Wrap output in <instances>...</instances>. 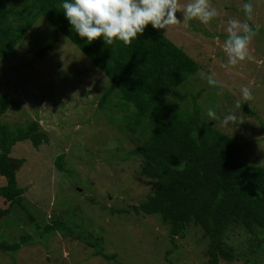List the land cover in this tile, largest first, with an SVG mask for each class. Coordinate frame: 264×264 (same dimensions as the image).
Listing matches in <instances>:
<instances>
[{
  "label": "rangeland",
  "instance_id": "rangeland-1",
  "mask_svg": "<svg viewBox=\"0 0 264 264\" xmlns=\"http://www.w3.org/2000/svg\"><path fill=\"white\" fill-rule=\"evenodd\" d=\"M180 2L186 5L190 0ZM210 2L219 16L208 24L198 19L183 21V13L178 12L181 23L161 29L200 65L197 74L175 89L170 99L193 110L191 97L202 91L198 99L201 117L242 145L243 162L264 166V0H251V21H246L243 12L249 0ZM232 19L259 27L249 45L254 59L235 66L228 65L223 51L225 40L218 36H228L226 29ZM46 21L41 18L0 65V96L10 93L15 101L2 121L15 130L39 118L40 132L49 138L39 148L29 140L13 149V158L25 160L17 176L19 185L27 188L23 204L41 228L17 205L1 217L0 244L17 243L23 235H31L32 240L16 254L0 249V264H210L208 240L194 226L173 243L168 227L158 217L131 211L154 191L140 174L139 158L120 159L122 153H130L140 142H116L113 133H117V126L110 121L101 125L104 115L97 116L98 105L110 80L94 70L88 58L64 35L53 51L39 56V51L56 36L52 27L43 23ZM213 27L217 32H211ZM213 73L223 88L208 84L206 77ZM245 86L251 89L250 101L243 98L241 89ZM118 100V95H113L105 109L122 118L129 112L122 110ZM209 108L216 111L217 121H210L206 114ZM231 113H235L237 122L226 126L223 118ZM99 139L104 142L98 144ZM61 154H65L62 171L55 162ZM4 184L5 178L0 176V187ZM7 209L9 203L0 198V215ZM122 209L130 212L119 214L117 211ZM57 222L63 224V229L43 234L46 225ZM70 230L77 235L84 230V237L103 239L104 253L116 257L108 260L92 256L94 249L83 236L69 234ZM224 243L234 260L221 259L220 264H264V232L249 235L232 228Z\"/></svg>",
  "mask_w": 264,
  "mask_h": 264
},
{
  "label": "trees",
  "instance_id": "trees-1",
  "mask_svg": "<svg viewBox=\"0 0 264 264\" xmlns=\"http://www.w3.org/2000/svg\"><path fill=\"white\" fill-rule=\"evenodd\" d=\"M62 3L63 0H0V65L41 18L47 20L43 23H48L56 36L39 51V56L53 51L64 35L94 69L105 73L111 81L98 105L97 116L104 115L100 118L101 125L110 121L117 126V133L126 136L120 138L114 132L116 142L122 141L123 145L127 139L140 142L133 151L124 152L119 158L123 161L139 158L140 174L148 179L147 184L154 191L144 202L132 206L131 211L158 217L168 227V237L173 243L194 226L208 240L210 264H220L221 259L232 262L234 258L224 243L228 231L239 228L249 235L264 232V166L243 162L242 145L201 117L198 99L202 91L191 97L193 110L170 99L175 89L196 75L200 65L163 30L151 24L130 45L119 40L106 45L103 37L88 44L86 38L81 39L71 29ZM211 29V32L218 30ZM218 36L223 41L227 39V35ZM113 94L118 95L122 110L129 112L122 118L105 109ZM14 105L10 93L0 96V176L5 178L0 198L9 203V209L2 211L0 218L17 205L27 211L31 222L40 229L34 214L23 204L27 188L17 181L25 160L13 158L12 153L20 142L30 140L39 148L49 138L40 132V123L35 119L26 128L15 130L3 122L2 118ZM103 142L99 139L97 143ZM55 162L62 171L65 154ZM117 212L124 214L130 210ZM56 229H63V224L46 225L43 234ZM68 233L81 238L86 231L79 230V235L71 230ZM82 239L94 249L92 256L108 260L116 257L104 253L103 239L94 236ZM31 240V235H23L17 243L0 244V249L16 254Z\"/></svg>",
  "mask_w": 264,
  "mask_h": 264
},
{
  "label": "clouds",
  "instance_id": "clouds-1",
  "mask_svg": "<svg viewBox=\"0 0 264 264\" xmlns=\"http://www.w3.org/2000/svg\"><path fill=\"white\" fill-rule=\"evenodd\" d=\"M61 7L71 29L81 39L86 38L88 44L103 37L106 45H112L117 40L130 45L134 39L143 35L149 24L155 29L166 30L180 24L178 12L183 13V21L198 19L203 24H208L219 16L217 8L210 0H190L186 5H182L180 0H63ZM253 11V4L249 0L243 5L246 21L253 20ZM226 31L228 36L223 51L228 58V65L235 66L245 59L253 60L249 45L257 35L259 27L254 28L248 22L232 19L228 21ZM104 75L106 76L105 73ZM214 76L215 73L206 77L208 84L223 88V84ZM201 78H205L204 73H201ZM241 92L245 100L253 99L250 88L245 86ZM236 107H240L239 100ZM206 114L210 121L219 119L213 108H209ZM237 119L235 113H231L223 118V123L227 126L229 122L236 123Z\"/></svg>",
  "mask_w": 264,
  "mask_h": 264
},
{
  "label": "water",
  "instance_id": "water-1",
  "mask_svg": "<svg viewBox=\"0 0 264 264\" xmlns=\"http://www.w3.org/2000/svg\"><path fill=\"white\" fill-rule=\"evenodd\" d=\"M37 121H39V118L37 119Z\"/></svg>",
  "mask_w": 264,
  "mask_h": 264
}]
</instances>
